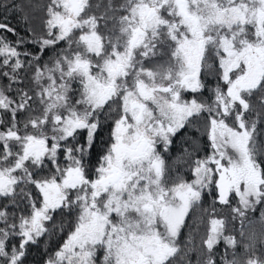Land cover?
<instances>
[{
  "label": "snow or ice",
  "instance_id": "obj_1",
  "mask_svg": "<svg viewBox=\"0 0 264 264\" xmlns=\"http://www.w3.org/2000/svg\"><path fill=\"white\" fill-rule=\"evenodd\" d=\"M10 7L18 9L14 0ZM29 7L30 39L0 23L17 36L0 35V75L8 79L0 87V264H24L28 247L56 232L48 225L57 212L74 220L43 264H264V227L245 231L257 210L264 225V0ZM59 42L67 47L41 66V54ZM26 43L38 51L21 52ZM27 69L31 87L10 95ZM205 90L210 100L201 101ZM109 120L110 142L90 177L96 136ZM194 122L211 152L193 160L185 149L193 178L179 170L173 177L165 154ZM206 195L211 211L202 207ZM217 204L239 221V237L227 234L229 217ZM193 210L195 228L182 245Z\"/></svg>",
  "mask_w": 264,
  "mask_h": 264
},
{
  "label": "trees",
  "instance_id": "obj_2",
  "mask_svg": "<svg viewBox=\"0 0 264 264\" xmlns=\"http://www.w3.org/2000/svg\"><path fill=\"white\" fill-rule=\"evenodd\" d=\"M32 1V0H31ZM14 2H16L14 0ZM13 3V0H10L9 3H7L6 5H8L9 7L5 8L0 2V23H5L6 21H8L9 23H14V26L18 28L17 33H19V35L21 37H24L26 39H30V35L28 32L25 31V23H24V28L21 25V19L18 18L17 16V10L13 11L12 8L10 7V5ZM16 4V3H15ZM0 35H5L2 31H0ZM8 38H10V40H12L13 42L17 39V36L12 35V34H7ZM62 49L64 48H54L53 46L46 49L41 55H42V59H40L39 63L41 66H43L45 63H48L50 60H52L54 57H56L57 53H59ZM19 50L21 52L23 51H29V52H37L38 51V45L33 44V43H26L24 45H21L19 47ZM29 57H24L25 60H27ZM3 70L0 69V72H2ZM24 75V79H23V83L22 84H13L12 86V91L9 93L12 96H15V89L17 87H31V80H32V76H33V69H27L25 71V73H23ZM8 84V79L5 78L3 75H0V87H6ZM198 98L201 101H206V100H210V97H208L207 95H200L198 96ZM21 119H23V117H21ZM260 147L262 150H264V136L260 137ZM196 149H198V151H196V157H204L206 155H208V152L210 151L209 149V141L207 139V135L204 131V127L202 122H196ZM232 203L235 204L236 203V198L233 197L232 199ZM212 204V196L211 195H206L204 197V202L202 207L204 208H208L209 211H211V207L210 205ZM217 209L219 210V215L222 216H228L229 217V225H228V233L227 234H236L237 237H239V229H240V224L239 221L236 222H232L231 218H230V213L231 210L230 208H226L223 207L219 204L216 205ZM199 215V210H193V212L191 213V215L188 217L187 219V223L188 226L185 227L183 229L182 235L179 237L181 244L183 245L184 242L186 241V239L189 236V233L195 228V222H196V218ZM250 220L252 221L251 223V228L248 227L247 222L245 224V231H256L257 233L260 232L261 228L264 227V225H262L260 219H259V210H257L255 212V214H250ZM201 233L204 232V228L200 229ZM197 243L200 240V236L196 237ZM49 244L47 243H43L42 244V251H47V246ZM224 249V245L223 243H221L219 245V247L217 248V252H221ZM28 255L24 261V264H43V261L45 259V257H39L37 255V249L35 246L30 245L28 247ZM193 259V261L195 260V254L192 255L191 257Z\"/></svg>",
  "mask_w": 264,
  "mask_h": 264
},
{
  "label": "flooded vegetation",
  "instance_id": "obj_3",
  "mask_svg": "<svg viewBox=\"0 0 264 264\" xmlns=\"http://www.w3.org/2000/svg\"><path fill=\"white\" fill-rule=\"evenodd\" d=\"M9 1L10 0H0L2 5H6L7 3H9ZM15 1H16L15 2L16 5L18 6L17 16L19 19H21V25L24 28L23 17L26 14H25L24 10H22L20 8L22 0H15ZM31 2L37 4L40 2V0H32ZM93 2L95 3L96 0H93ZM114 2L120 3L121 0H114ZM5 23L11 27H14L16 30H18V28L14 26V23H9L8 21H6ZM4 34L7 35L6 33H4ZM7 38H8V36H7ZM8 39H10V38H8ZM53 47L54 48H66L67 44L65 42H59L57 45H55ZM207 82L210 86H214L217 81H216L215 76H208ZM77 87H78V85H77ZM202 95H207L208 97H211V93L207 90H205ZM184 98L185 99H191L192 94H190V93L185 94ZM112 107H116V105H113ZM105 111L107 112V109ZM110 130H111V121L109 120L106 122V126L103 127L96 136V143H95V147L92 150L91 161H90V172H89L90 177H91L92 170H94V168H95V166L99 160V156L103 154V150L105 149L107 143L110 142L109 141ZM84 135H86V133H81V138ZM193 145H195V149H196V122H194L191 125H188L185 129H183L174 138V141H173V144L171 146L170 151L165 154V158L167 160V163H168L170 169L172 170L171 175L173 177L176 175V171L179 170L180 174L183 175L185 179L191 180L193 178L191 175V172L189 171L190 161L188 163L184 162L186 159V155H187L185 153V149H187L188 152H193L192 159L193 160L196 159V150H194ZM61 159H63V154H61ZM50 167H51V165H49L43 171L38 173V175L48 174V168H50ZM4 203H7V201H4ZM21 207H23V206H21ZM74 216H75L74 213L72 215L64 214L63 216L59 212L56 213L55 220L52 222V224L48 225V227L51 228V227H53V224H55L57 226L56 232L50 238L48 236L43 237L40 240L39 245L35 246L37 249L36 253L39 257H45L46 258L47 255L53 253L60 246V244L63 243L64 239L67 236L68 231L71 230V224L69 223V221L74 220ZM61 223H63V225H64V231L63 232H61L60 228H59V225ZM18 243H19L18 238L17 239H11L9 241L10 246H11V244H18ZM43 243L49 244L47 246V251H42L41 248H42ZM101 255H102V253H101Z\"/></svg>",
  "mask_w": 264,
  "mask_h": 264
},
{
  "label": "rangeland",
  "instance_id": "obj_4",
  "mask_svg": "<svg viewBox=\"0 0 264 264\" xmlns=\"http://www.w3.org/2000/svg\"><path fill=\"white\" fill-rule=\"evenodd\" d=\"M34 4L35 3H32L31 0H22L21 1V5H20V8L22 10H24L25 14H30L33 11V9L31 7H29V5H34ZM54 59H55V57L52 60H54ZM48 63H50V61ZM209 149H210V151L208 152V154H210V152H211L210 143H209Z\"/></svg>",
  "mask_w": 264,
  "mask_h": 264
}]
</instances>
